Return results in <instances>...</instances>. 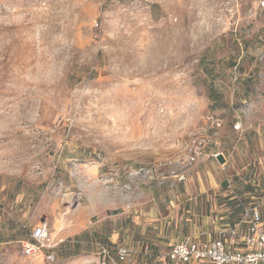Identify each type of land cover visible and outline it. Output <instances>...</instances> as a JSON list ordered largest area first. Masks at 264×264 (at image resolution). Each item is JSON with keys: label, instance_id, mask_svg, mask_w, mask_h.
<instances>
[{"label": "rangeland", "instance_id": "374dc122", "mask_svg": "<svg viewBox=\"0 0 264 264\" xmlns=\"http://www.w3.org/2000/svg\"><path fill=\"white\" fill-rule=\"evenodd\" d=\"M252 204L264 0H0V264H89L110 238L169 264ZM38 223L71 249L24 255Z\"/></svg>", "mask_w": 264, "mask_h": 264}, {"label": "built area", "instance_id": "2783aa9c", "mask_svg": "<svg viewBox=\"0 0 264 264\" xmlns=\"http://www.w3.org/2000/svg\"><path fill=\"white\" fill-rule=\"evenodd\" d=\"M240 122L233 124V129L240 128ZM194 155L197 150H193ZM213 154V156H217ZM194 159L193 154L190 156ZM148 172V171H147ZM179 179H182L180 177ZM244 228L241 229V225ZM46 223L35 225L29 240L20 242L22 252L32 256L43 249H52L64 240L53 242L49 238ZM96 259L89 264H134V251L123 244L109 247L98 243ZM241 245V248H233ZM51 257V256H47ZM172 263H189L193 261H208L213 264H264V226L261 224L260 211L257 206L247 207L234 227L219 228L210 241L200 243L190 237L173 243L164 255Z\"/></svg>", "mask_w": 264, "mask_h": 264}, {"label": "crops", "instance_id": "0c3cea01", "mask_svg": "<svg viewBox=\"0 0 264 264\" xmlns=\"http://www.w3.org/2000/svg\"><path fill=\"white\" fill-rule=\"evenodd\" d=\"M256 206L259 208V210L263 213V215H264V209H263V207L261 206V205H259V204H256ZM241 215L242 214H240V217H239V219H238V217L234 220V222L233 223H235V225L239 222V220H240V218H241ZM221 219L222 218H224V217H220ZM232 220V219H231ZM211 222H213V221H211ZM230 222V221H229ZM224 224V223H223ZM220 225H222V223L220 224ZM244 224H242L241 225V229L242 228H244ZM207 230V227H206V229H205V231H197V232H193V234H189V235H187V236H185V237H190L191 239H194V240H196V241H198V242H200V243H203V242H206V241H210L211 239H213V237H215V233H216V231L218 230V228H216L215 230H214V233H211V232H208V231H206ZM212 234H213V236H212ZM184 238V236H182L181 238H180V240L181 239H183ZM179 240V239H178ZM109 241L112 243V244H115L116 242L114 241V239H112V238H110L109 239ZM175 243V242H174ZM116 244H119V243H116ZM173 243H171L170 244V246L172 245ZM123 245H126V246H128L127 244H123ZM170 248V247H169ZM233 248H241L242 249V246L241 245H235V246H233ZM168 251V250H167ZM166 251V252H167ZM166 252L164 253V255L166 254ZM148 253H146V254H141L140 256H137L136 254H134V264H151L152 263V259H154L153 257V254H150V256L151 257H149L148 255H147ZM164 255H162V259L163 260H165L167 263H169V264H213V263H211V262H208V261H193V262H189V263H172V262H170V261H168L166 258H164Z\"/></svg>", "mask_w": 264, "mask_h": 264}, {"label": "trees", "instance_id": "16d2710c", "mask_svg": "<svg viewBox=\"0 0 264 264\" xmlns=\"http://www.w3.org/2000/svg\"><path fill=\"white\" fill-rule=\"evenodd\" d=\"M250 193V192H249ZM252 195V194H251ZM254 195V194H253ZM231 206V205H230ZM250 206H256V204H252V205H249V206H247V207H250ZM234 207H235V205H234ZM238 207V208H237ZM237 207H236V210H235V213L236 214H238V212H239V214H238V219H239V217H240V214H242L243 213V211L247 208V207H243V205H237ZM239 210V211H238ZM260 211V210H259ZM234 211H232V213H233ZM242 216V215H241ZM260 216H261V224H262V226H264V215H263V213L260 211ZM230 221H232V220H230ZM234 221H232V222H222V225H221V227H234L235 226V223H233ZM224 223V224H223ZM34 227V226H33ZM32 227V228H33ZM31 230L32 229H30V231L29 232H26L25 233V235H24V237L23 238H21L20 240H19V243L21 242V241H24V240H29L30 239V234H31ZM101 240V239H100ZM78 242H75V244L74 245H76ZM98 243H101V244H105V245H107V246H109V247H114L115 245H117V244H112L111 242H104V241H97V242H95L94 244H95V247H96V250H97V245L96 244H98ZM71 244H69V242L68 241H64V242H62L61 244H59L58 246H56V247H54V248H52V249H43L42 250V252H41V254H43V256L44 257H46L47 259H51V257H47V256H51L52 255V259L51 260H54V259H56L57 257H58V255H60V253H62L63 251H66V250H68V249H71Z\"/></svg>", "mask_w": 264, "mask_h": 264}]
</instances>
